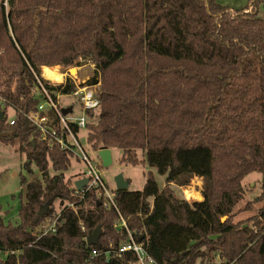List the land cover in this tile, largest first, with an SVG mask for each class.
Instances as JSON below:
<instances>
[{
  "label": "trees",
  "instance_id": "16d2710c",
  "mask_svg": "<svg viewBox=\"0 0 264 264\" xmlns=\"http://www.w3.org/2000/svg\"><path fill=\"white\" fill-rule=\"evenodd\" d=\"M261 6L264 0L239 9L219 0H2L0 140L18 143L27 172L35 166L42 176L21 177L19 221L0 217V264L136 259L132 252L110 260L93 255L126 242V230L115 225L119 212L105 208L95 190L76 194L74 178L64 174L71 152L41 140L26 117L37 108L31 88L41 68L78 67L81 60L94 64L89 82H100L101 108L87 125L90 149L121 148L122 163H146L165 176L163 186L149 171L142 189H114L149 255L159 264H264V181L258 213L234 220L244 177L264 173ZM51 88L70 91L73 83ZM196 176L204 180L203 199L191 202L176 188ZM56 198L73 207L63 210L57 231L36 238L29 228ZM99 226V240L89 245L88 233Z\"/></svg>",
  "mask_w": 264,
  "mask_h": 264
},
{
  "label": "built area",
  "instance_id": "2783aa9c",
  "mask_svg": "<svg viewBox=\"0 0 264 264\" xmlns=\"http://www.w3.org/2000/svg\"><path fill=\"white\" fill-rule=\"evenodd\" d=\"M76 68L78 69V67ZM56 70L63 73L59 83L48 80L42 72L41 77L36 75V81L31 89L34 97L38 99V104L36 105L37 108L26 113V117L38 128L41 140L48 141L51 146H57L61 150L65 149L71 152L72 156L86 163L84 172L77 180L87 178L88 181L81 190H77L74 183L76 194L83 198L88 190H95L97 191L98 199L102 198L105 208L115 207L119 212L120 218L115 225L126 230V242H122L118 248L111 244L106 250H93V255H102L103 253L106 259L110 260L132 252L136 259L131 260L129 264H159L155 258L149 255L145 242L135 239L136 232L134 233L130 230L126 219L122 216L119 207H117L115 190L109 189L103 178L101 171L102 161L97 156L99 150L93 151L96 157L92 159L87 155L85 148L78 140L81 129L87 131L88 121L90 120L89 113L92 111L94 115H97L101 108L99 98L100 82H96V84L89 82L94 73L93 75L80 78L77 75H72L68 68L65 71H61L59 68H56ZM68 82L73 83V89L70 91H59L51 88L58 85L64 86ZM63 98H72V100L67 101ZM5 104L6 99L0 96V107H4ZM69 107L72 108L71 111L65 114L63 109ZM14 118L15 115L12 119L8 118L10 124L14 123ZM66 207H73V204L66 202L64 205L62 204V207L49 211L39 224L29 228V233L36 238H40L57 231L58 225L61 223L63 210Z\"/></svg>",
  "mask_w": 264,
  "mask_h": 264
},
{
  "label": "rangeland",
  "instance_id": "374dc122",
  "mask_svg": "<svg viewBox=\"0 0 264 264\" xmlns=\"http://www.w3.org/2000/svg\"><path fill=\"white\" fill-rule=\"evenodd\" d=\"M2 0H0L1 2ZM224 5H229L231 0H219ZM238 3V6L246 7L249 0H234ZM232 5V4H230ZM259 14L264 19V7L259 8ZM78 69L76 66H53V68H59L61 71H65L67 68H76L77 76L84 78L86 76L93 75L94 64L89 62V60H81L79 62ZM46 67V65H44ZM41 68L42 74L45 72L44 68ZM44 71V72H43ZM71 73V72H70ZM72 74V73H71ZM44 75V74H43ZM73 75V74H72ZM47 78V77H46ZM48 79V78H47ZM51 80V79H49ZM56 83V81L51 80ZM100 88V87H99ZM64 100L71 101L72 98H63ZM15 115V110L10 107L8 110V118L12 119ZM87 131L81 129L78 140L82 143L86 150L88 156L94 159L93 151L89 147V143L86 139ZM79 154V152H78ZM122 154L121 148L111 149V156L113 157V162L110 166L101 167L103 173V178L108 188L114 190L116 188V177L122 175L126 180L130 181L128 189L129 190H140L145 184L147 179V174L149 171L154 173L156 180L160 186L165 184V176L156 171L154 167H150L146 163H139L136 165L125 164L120 161ZM141 155V151H139ZM142 157V155H141ZM26 161L25 154L19 151L18 143H7L0 140V217L5 221H11L13 223L19 221V207L21 202L26 201V184L21 183V177L27 176L28 180L31 181L34 178H40L42 175L39 170L33 166V172L28 173L24 167ZM86 163L83 160L72 156L71 166L65 171L67 177H73L74 180L77 179L84 172ZM264 181V173L260 171H254L246 175L242 181L246 188V194L243 200L238 203L236 211L238 215L234 218L235 221L240 219H245L254 216L258 213L262 203L256 201V197L262 192V183ZM204 180L199 177H194L190 183L186 186L176 188L178 194L188 201L202 200ZM21 193L23 197H21ZM49 203V202H48ZM43 206L45 208L47 205ZM66 202H61L60 199H55L52 205L55 208L62 207ZM46 214V213H45ZM224 216L222 219H225ZM216 258V262H218Z\"/></svg>",
  "mask_w": 264,
  "mask_h": 264
},
{
  "label": "water",
  "instance_id": "95a60500",
  "mask_svg": "<svg viewBox=\"0 0 264 264\" xmlns=\"http://www.w3.org/2000/svg\"><path fill=\"white\" fill-rule=\"evenodd\" d=\"M230 8H240V6L236 5V4H232L230 5ZM71 107L69 108H64L63 112L66 114L68 112L71 111ZM4 117V112H0V119H2ZM97 156L100 157L103 166L107 167L110 166L113 162V157L111 156V150L109 148H103L100 149ZM88 179L87 178H82V180H77L75 182V187L77 190H81L83 186L86 185ZM129 186V181L126 180L122 175H118L116 177V189H127ZM47 207L45 208H41L39 209V214L41 216H45V213L47 212ZM101 232H102V227H97L94 231H91L88 233L87 237H86V242L89 245H93L95 243H97V241L99 240L100 236H101Z\"/></svg>",
  "mask_w": 264,
  "mask_h": 264
},
{
  "label": "bare ground",
  "instance_id": "6f19581e",
  "mask_svg": "<svg viewBox=\"0 0 264 264\" xmlns=\"http://www.w3.org/2000/svg\"><path fill=\"white\" fill-rule=\"evenodd\" d=\"M46 69L45 72L43 73L44 74V77H47L48 80L51 79V80H54L56 81V83H59L62 79V76H63V73L59 72L56 70V68H53V67H50V66H46L44 67ZM74 76L77 74V70L76 68H71L69 70Z\"/></svg>",
  "mask_w": 264,
  "mask_h": 264
},
{
  "label": "crops",
  "instance_id": "0c3cea01",
  "mask_svg": "<svg viewBox=\"0 0 264 264\" xmlns=\"http://www.w3.org/2000/svg\"><path fill=\"white\" fill-rule=\"evenodd\" d=\"M232 2H230V4H238V3H236V1H234V0H231ZM230 4L228 5L229 7H230ZM240 7H242V6H240ZM111 150V149H110ZM196 177H198V176H196ZM79 178V177H78ZM200 178V177H199ZM202 179V178H201ZM203 180V179H202ZM75 181H77V179H75ZM130 182V181H129ZM243 184V183H242ZM244 186V185H243Z\"/></svg>",
  "mask_w": 264,
  "mask_h": 264
}]
</instances>
